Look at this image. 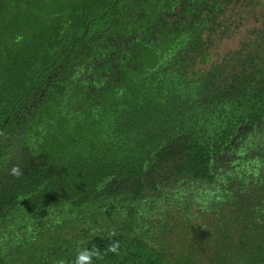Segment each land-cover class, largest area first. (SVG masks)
Here are the masks:
<instances>
[{
	"label": "trees",
	"instance_id": "obj_1",
	"mask_svg": "<svg viewBox=\"0 0 264 264\" xmlns=\"http://www.w3.org/2000/svg\"><path fill=\"white\" fill-rule=\"evenodd\" d=\"M0 264H264V0H0Z\"/></svg>",
	"mask_w": 264,
	"mask_h": 264
},
{
	"label": "rangeland",
	"instance_id": "obj_2",
	"mask_svg": "<svg viewBox=\"0 0 264 264\" xmlns=\"http://www.w3.org/2000/svg\"><path fill=\"white\" fill-rule=\"evenodd\" d=\"M238 40H239L238 36H235L233 38L224 39L221 42H219L215 47L212 48L213 50L212 51V61H216L219 58V56L222 55L226 50L236 46ZM182 220L183 218L178 217L177 221L180 222Z\"/></svg>",
	"mask_w": 264,
	"mask_h": 264
},
{
	"label": "clouds",
	"instance_id": "obj_3",
	"mask_svg": "<svg viewBox=\"0 0 264 264\" xmlns=\"http://www.w3.org/2000/svg\"><path fill=\"white\" fill-rule=\"evenodd\" d=\"M11 174L16 176V177H19L21 175V172L19 170L18 167H14L12 170H11Z\"/></svg>",
	"mask_w": 264,
	"mask_h": 264
}]
</instances>
